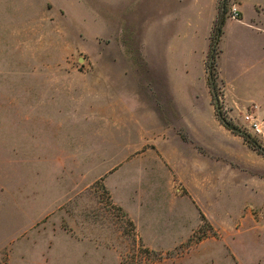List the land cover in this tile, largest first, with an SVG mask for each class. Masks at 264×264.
Instances as JSON below:
<instances>
[{"label":"rangeland","instance_id":"obj_1","mask_svg":"<svg viewBox=\"0 0 264 264\" xmlns=\"http://www.w3.org/2000/svg\"><path fill=\"white\" fill-rule=\"evenodd\" d=\"M171 4L0 0V264H32L51 246L60 254L74 236L100 240L120 264H155L162 257L114 200L140 216L163 209L162 194L186 196L188 222L191 203L199 220L166 257L244 221L263 228L236 237L239 254L264 260V138L241 123L250 108L230 114L216 69L210 87L213 32L204 65L179 71ZM228 240L213 247L218 262Z\"/></svg>","mask_w":264,"mask_h":264},{"label":"crops","instance_id":"obj_2","mask_svg":"<svg viewBox=\"0 0 264 264\" xmlns=\"http://www.w3.org/2000/svg\"><path fill=\"white\" fill-rule=\"evenodd\" d=\"M169 1L172 4L164 21L174 30L173 46L185 56L179 61V71L183 69L186 75L185 69L191 64L199 68L201 64L204 65L217 18V0ZM232 5L239 18L226 20L217 42V81L223 88L224 104L230 114H242L245 109L250 108L260 117L264 115V0H233ZM188 116L196 119L201 117V113L191 111ZM162 195V201L166 204L163 209L151 210L147 206L140 216L135 210L114 200L127 212L143 248L162 257L155 264H252L239 254V242L242 238L238 241L236 237H242L244 230L260 231L263 226L259 222L250 224L233 221L227 224L225 237L230 240L224 245L226 255L220 262L212 255V250L225 237L200 240L193 249H189V253L166 257L168 252L181 247L191 238L199 227V220L194 204L190 202L196 222H188L184 209L188 199L186 196ZM158 201L151 200L149 203ZM99 241L68 237L60 254L56 255L52 246L45 259L41 252L38 256L35 251L32 264H120L119 257L111 250L107 252L106 246ZM256 264H264V260H258Z\"/></svg>","mask_w":264,"mask_h":264},{"label":"trees","instance_id":"obj_3","mask_svg":"<svg viewBox=\"0 0 264 264\" xmlns=\"http://www.w3.org/2000/svg\"><path fill=\"white\" fill-rule=\"evenodd\" d=\"M218 5H219V9H218V15L217 18L215 20V23L213 25V29H212V36H211V50H213V61L212 63L207 66V73H208V81L210 84V87L212 90L215 89V83H214V76H215V60H214V54L216 51V46H217V42L219 40V37L221 36L222 33V28L226 22V20L228 19V10H229V0H218ZM215 44V46H214ZM214 46V49H213ZM223 126L229 130H232L233 132L237 133V134H241L244 137V140L247 141L248 143H252L256 146V142H252L251 138L245 134H243L242 132L239 133L237 128L232 127L230 124L222 122ZM237 130V131H236Z\"/></svg>","mask_w":264,"mask_h":264},{"label":"built area","instance_id":"obj_4","mask_svg":"<svg viewBox=\"0 0 264 264\" xmlns=\"http://www.w3.org/2000/svg\"><path fill=\"white\" fill-rule=\"evenodd\" d=\"M231 14L230 19L232 20H238V12L234 8V5H232L231 8ZM241 123L251 136L257 137V138H264V116L262 119L255 116L253 112H249V110H246V112L240 116Z\"/></svg>","mask_w":264,"mask_h":264},{"label":"water","instance_id":"obj_5","mask_svg":"<svg viewBox=\"0 0 264 264\" xmlns=\"http://www.w3.org/2000/svg\"><path fill=\"white\" fill-rule=\"evenodd\" d=\"M215 46V44H214ZM214 46H213V49H214ZM213 50H211V55L209 57V65L212 63L213 61ZM214 102H215V107L217 110H219V105H218V100H217V97L214 95ZM237 131V130H236ZM239 133H241V131H238ZM259 149L261 150V148L259 147Z\"/></svg>","mask_w":264,"mask_h":264}]
</instances>
